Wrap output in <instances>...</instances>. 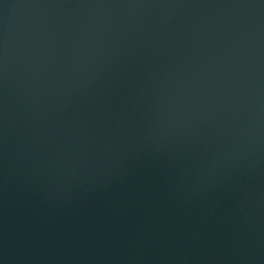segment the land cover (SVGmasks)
Wrapping results in <instances>:
<instances>
[{
	"label": "water",
	"instance_id": "obj_1",
	"mask_svg": "<svg viewBox=\"0 0 264 264\" xmlns=\"http://www.w3.org/2000/svg\"><path fill=\"white\" fill-rule=\"evenodd\" d=\"M0 264H264V0H0Z\"/></svg>",
	"mask_w": 264,
	"mask_h": 264
}]
</instances>
